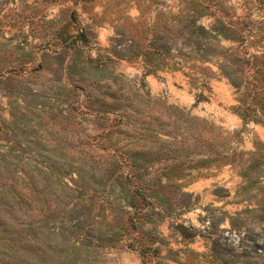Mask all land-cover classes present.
Wrapping results in <instances>:
<instances>
[{"label": "rangeland", "instance_id": "1", "mask_svg": "<svg viewBox=\"0 0 264 264\" xmlns=\"http://www.w3.org/2000/svg\"><path fill=\"white\" fill-rule=\"evenodd\" d=\"M0 264H264V0H0Z\"/></svg>", "mask_w": 264, "mask_h": 264}]
</instances>
